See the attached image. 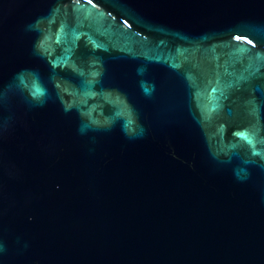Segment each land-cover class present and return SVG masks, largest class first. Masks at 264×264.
Listing matches in <instances>:
<instances>
[{"label":"water","instance_id":"95a60500","mask_svg":"<svg viewBox=\"0 0 264 264\" xmlns=\"http://www.w3.org/2000/svg\"><path fill=\"white\" fill-rule=\"evenodd\" d=\"M0 264H264V0H0Z\"/></svg>","mask_w":264,"mask_h":264}]
</instances>
